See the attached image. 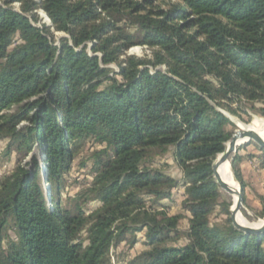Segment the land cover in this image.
<instances>
[{"label": "trees", "instance_id": "16d2710c", "mask_svg": "<svg viewBox=\"0 0 264 264\" xmlns=\"http://www.w3.org/2000/svg\"><path fill=\"white\" fill-rule=\"evenodd\" d=\"M158 1L0 0V142L16 156L0 181V264H109L140 233L130 264H264V234L232 225L212 172L233 135L223 113L264 119V0ZM134 45L151 56L127 55ZM87 143L90 181L66 208ZM35 148L49 202L39 160L24 163ZM258 149L231 159L243 203L240 164L264 169Z\"/></svg>", "mask_w": 264, "mask_h": 264}, {"label": "rangeland", "instance_id": "374dc122", "mask_svg": "<svg viewBox=\"0 0 264 264\" xmlns=\"http://www.w3.org/2000/svg\"><path fill=\"white\" fill-rule=\"evenodd\" d=\"M174 3H175V1H172V0H163V1L155 2V5L161 9L168 10L171 7V5H173ZM12 7L15 10H18L19 4H17V3L12 4ZM37 15H38L39 20H40L39 23L40 24H46L47 20L40 10L37 11ZM62 36H64V35L61 33H55L56 38H59ZM90 47L91 46L89 44L88 48L90 49ZM126 54L127 55H133V56H136L139 58H143L146 56L150 57L151 56V50L147 49V47H144V46L134 45L126 51ZM122 58L123 57H121V59ZM110 68H112L114 71L118 70V67L116 64L111 65ZM162 69H164V67ZM246 111L250 117L242 114V116H241L242 119H238L236 117L228 115L231 119H233V122H234L233 123L232 120L229 119L233 125L232 128L229 127V129H230V131H232V133H234L236 130L240 129V127H239L240 125L253 126V127L258 126L259 128L264 129V119L253 114L250 110H246ZM5 145H6L5 142H0V181L3 178V176L10 173L16 165L15 153H12L9 157L4 156ZM90 147H92V145L90 143H87L85 145L84 151L82 152V154H80L79 160L75 162L71 171L69 172V174L65 178L63 188L60 191V198L62 201V205L66 208L71 206L70 204L66 203V201H65L66 197H72V196L76 195L77 193H81L86 188V185L90 181V175L88 172L89 167L88 168H82V167L78 168L79 163H81V159L83 161H85V159L87 158L86 153L88 151V148H90ZM241 148H242V150H239ZM258 148L259 147L252 142L243 144L241 147H239L237 149L236 153H233L230 155L229 162L231 163V159L233 157H235L236 155H243V156L248 155V154L249 155H255V156L259 155L260 152H259ZM31 155H32V157L27 162H31L32 158L36 157L42 166L41 155H40L38 148H35V150L33 151V153ZM25 161H24V163H26ZM166 161H168L167 163H169L168 168L166 169V173L169 174L173 178H179L180 177V171H179L178 167H176V165H174L172 163L171 159L167 158ZM245 162H247V160H245ZM243 166H244V170H243L242 177H243V181L245 182V185H246V187H245V203L242 202L241 208L239 209L240 214H238L237 217H240L243 221H245V223L247 225H250L252 227H257L256 226L257 224L264 222L263 218H257V214L259 213L260 208L256 207V205L258 203V200H257L258 194L264 186V169H261L259 167L258 161H256L255 159H254L253 165L244 164ZM32 168L33 167H29L30 170H32ZM229 169H230L231 177L233 179V173L231 170V166H229ZM41 180H42L41 186L43 188L46 187V184H45L46 182H44L43 174H42ZM233 181L237 185V182L234 179H233ZM237 189H238V186H237ZM220 192L223 194V196L225 198L229 199L231 201V203L233 204V201H232V198L230 195L225 194L221 190H220ZM179 196L180 195H178V198H177L178 204L173 205V207H169V211H168L169 214L178 212L179 206H177V205H180L179 204V201H180ZM219 219H220V217H218L215 214L211 217L212 222L219 221ZM186 227H187L186 221H182L181 225H180L181 231L182 232L186 231ZM135 237L137 239V243L134 246H130V242L133 240V237L129 236L127 238V240L124 243H122L120 246L114 247L110 250V252L108 254L109 264H130V261L132 260L133 255L136 252L142 251L144 249V247L142 245V240L144 239V235L142 233H140V234H136ZM180 243L181 244L185 243V239H181ZM263 246H264V243H263Z\"/></svg>", "mask_w": 264, "mask_h": 264}, {"label": "water", "instance_id": "95a60500", "mask_svg": "<svg viewBox=\"0 0 264 264\" xmlns=\"http://www.w3.org/2000/svg\"><path fill=\"white\" fill-rule=\"evenodd\" d=\"M46 25L47 26L50 25L48 18H47ZM223 114L227 118L231 119L227 114L225 113ZM231 120L233 122V119ZM250 142L257 145L260 149H264V140L257 133L251 132V131H244L240 129L236 130L231 136V138L229 139V141L225 144L224 151L217 156L216 160L212 164V172H213L214 181L218 185L219 189L227 195L234 194L236 196L235 203H233L229 209L232 225L239 231L245 233L246 235H260V234H264V222L260 227H252L249 225H243L237 221V214H240L239 209L241 208V205H242V197L240 194L239 185L237 184L238 189L236 190L234 188L227 186L218 172V169L224 163L228 162L230 166L229 157L231 154L236 153L237 149L241 147L243 144L250 143ZM31 157L32 155L30 154L29 157H27L25 162L29 161ZM43 158L44 157L41 156L42 174H43V178L45 182L46 177H47V168L43 165V162H42ZM44 188L46 190L47 201L49 202L50 190L47 185Z\"/></svg>", "mask_w": 264, "mask_h": 264}, {"label": "bare ground", "instance_id": "6f19581e", "mask_svg": "<svg viewBox=\"0 0 264 264\" xmlns=\"http://www.w3.org/2000/svg\"><path fill=\"white\" fill-rule=\"evenodd\" d=\"M44 15V14H43ZM45 16V15H44ZM46 18V16H45ZM47 20V18H46ZM261 124V123H260ZM262 125V124H261ZM241 130H244V131H251V132H255L257 133L263 140H264V129L263 128H259L258 126L257 127H253V126H243V125H240L239 126ZM218 172L219 174L221 175L224 183L231 187V188H234L235 190L237 189V185L236 183L233 181L232 177H231V173H230V169H229V163L226 162L224 163L219 169H218ZM231 198H232V201L233 203H235L236 201V196L234 194H231L230 195ZM238 216V214H237ZM237 221L243 225H247L245 223V221H243L240 217H237ZM263 223H259L257 224L256 226L257 227H260ZM250 226V225H249Z\"/></svg>", "mask_w": 264, "mask_h": 264}, {"label": "crops", "instance_id": "0c3cea01", "mask_svg": "<svg viewBox=\"0 0 264 264\" xmlns=\"http://www.w3.org/2000/svg\"><path fill=\"white\" fill-rule=\"evenodd\" d=\"M252 162L254 163V159L248 160L247 162L243 161V162L240 164V169H241L242 175H243V170H244V166H243V165H244V164H250V165H253ZM243 163H244V164H243ZM242 164H243V165H242ZM263 195H264V186H263V188L261 189V191L259 192L258 197H261V196H263ZM256 207L259 208L258 203H257Z\"/></svg>", "mask_w": 264, "mask_h": 264}]
</instances>
